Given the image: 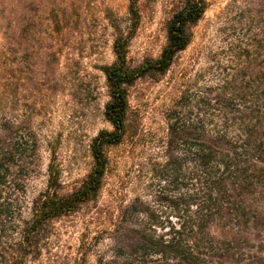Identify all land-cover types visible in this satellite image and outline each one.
Returning <instances> with one entry per match:
<instances>
[{
	"label": "rangeland",
	"instance_id": "rangeland-1",
	"mask_svg": "<svg viewBox=\"0 0 264 264\" xmlns=\"http://www.w3.org/2000/svg\"><path fill=\"white\" fill-rule=\"evenodd\" d=\"M206 1L190 46L170 71L128 87L127 133L107 149L109 164L97 199L43 225L25 264L110 260L114 225L134 204L176 221L171 201L186 189L167 165L170 118L180 112L190 119L209 117L207 103L218 97L219 88L245 71L255 72L262 53L264 0ZM182 3L140 0L130 66L161 55L166 23ZM128 5V0H0V129L15 130L37 144L28 154L32 160L19 195L22 221L32 219L34 203L50 179H57L61 196L78 190L94 166L92 140L113 130L105 117L110 97L101 68L116 60L110 19L125 23ZM17 221L0 226V263L2 248L10 252L18 238ZM259 224V234L247 230L259 236L252 244L241 242L244 260L236 264H264V217Z\"/></svg>",
	"mask_w": 264,
	"mask_h": 264
},
{
	"label": "trees",
	"instance_id": "trees-1",
	"mask_svg": "<svg viewBox=\"0 0 264 264\" xmlns=\"http://www.w3.org/2000/svg\"><path fill=\"white\" fill-rule=\"evenodd\" d=\"M128 2L125 23L110 19L116 60L101 68L110 97L105 117L113 130H103L92 140L94 166L78 190L61 196L57 179H50L34 203L32 219L22 221L19 195L32 160L28 154L36 152L37 144L15 130L0 129V226L18 220V238L10 252L2 248L4 263L0 264H25L32 238L43 225L97 199L108 169L107 149L120 144L127 133L128 87L143 78L165 76L190 46L193 28L208 9L206 0H183L166 23L161 55L132 67L128 49L141 12L140 0ZM260 50L258 69L227 82L219 88L218 97L207 103L209 117L190 119L180 112L170 118L167 165L173 166L177 181L186 189L171 201L176 221L132 205L114 225L113 256L100 264H236L244 260L241 242L257 240L264 217V201H258L264 200V38ZM250 228L258 234L247 233Z\"/></svg>",
	"mask_w": 264,
	"mask_h": 264
}]
</instances>
